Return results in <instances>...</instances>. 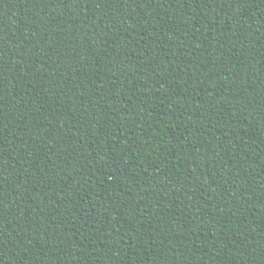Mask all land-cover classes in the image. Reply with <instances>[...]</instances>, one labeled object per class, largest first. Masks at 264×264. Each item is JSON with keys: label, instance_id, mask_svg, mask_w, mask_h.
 <instances>
[{"label": "trees", "instance_id": "16d2710c", "mask_svg": "<svg viewBox=\"0 0 264 264\" xmlns=\"http://www.w3.org/2000/svg\"><path fill=\"white\" fill-rule=\"evenodd\" d=\"M0 264H264V0H0Z\"/></svg>", "mask_w": 264, "mask_h": 264}]
</instances>
